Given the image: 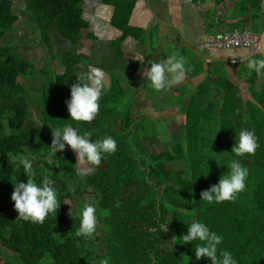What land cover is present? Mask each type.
I'll return each mask as SVG.
<instances>
[{"label": "trees", "instance_id": "obj_1", "mask_svg": "<svg viewBox=\"0 0 264 264\" xmlns=\"http://www.w3.org/2000/svg\"><path fill=\"white\" fill-rule=\"evenodd\" d=\"M20 1L0 0V264H99L105 257L110 258V264H211L207 258L196 260L195 242L176 244L172 250L169 241L176 238L180 243L179 238L193 220L206 223L222 235V247L231 251L239 264H264V76L246 72L250 97L245 103L238 97L237 88L226 85L225 81H221L225 89L222 100L216 97L204 104L191 97L177 140L170 148L165 147L159 154L147 158L146 165L144 162L147 173L133 159L128 135L113 134L111 123L106 120L117 114L106 105L108 95L124 97L127 101L128 95L118 78H112L108 95L105 93L100 101L96 119L74 122L69 120L66 102L71 98V86L75 84L82 55L75 51L59 54L61 72L53 76L48 65L37 69L33 51L30 59L13 52L11 36L17 33V24L31 21L45 45L46 54L52 59L56 56L53 32L74 49L82 38L96 40L84 17L85 0H22L25 7L21 15L15 10ZM99 3L113 9L110 25L120 33L110 42L116 58L131 57L122 50L123 43L128 38L143 43L145 35L144 31L130 25L135 1L99 0ZM233 8L242 18L238 25L256 21L264 14L262 0H239ZM36 70H40L47 81L31 89L27 83ZM202 71L198 64L193 75ZM258 81L263 83L260 90L255 87ZM200 89L205 95L207 83ZM157 93L160 92L149 89L146 97L159 99ZM113 116L111 120L115 121ZM118 116L123 128L128 130L129 113ZM66 123L80 127L82 132H92L93 140L106 135L116 139L117 151L102 160L109 166L107 169L81 177L77 174V160L67 147L63 152H51L52 128H62ZM240 127L254 130L259 142L255 155L237 158L249 169L246 191L234 202L209 204L202 201L201 193L218 184L228 172ZM135 130L142 132L144 126L137 124ZM25 149L31 153L37 182L47 172L60 193L61 206L57 214L50 215L43 224L19 218L11 199L12 182L26 183L28 179L23 168L16 169L12 163V158ZM169 165H183V168L169 169ZM90 187L113 217L104 220L110 227L108 234L98 236L97 228L91 239H85L75 235L80 210L71 216L65 210V202L76 200ZM161 187L163 197L158 198ZM122 206L125 211H121ZM163 223H168L171 233L162 231ZM96 243L105 246V253H98ZM2 250L18 255L19 263L5 259Z\"/></svg>", "mask_w": 264, "mask_h": 264}, {"label": "clouds", "instance_id": "obj_2", "mask_svg": "<svg viewBox=\"0 0 264 264\" xmlns=\"http://www.w3.org/2000/svg\"><path fill=\"white\" fill-rule=\"evenodd\" d=\"M262 7H264V0H262ZM247 69L255 72L257 76H264V57L249 58ZM142 71L149 89L164 92L182 84L187 74L191 72V67L184 55L173 51L164 59L153 60L151 67ZM76 75L78 82L71 86V98L66 102L70 114L69 120L92 122L100 111V101L105 94V81L108 74L102 68L89 65L86 69L81 68ZM52 130L51 152L56 154L70 147L76 154L77 174L81 177L86 175V170L80 169V163L86 162L99 167L102 160L107 155L114 154L118 148L117 141L112 136L106 135L101 139L93 140L92 132H82L80 127L73 126L72 123H66L62 128H52ZM258 147L259 142L255 131L240 127L236 143L231 150L234 156L227 165L228 172L221 177L218 184L201 193L202 201L209 204L236 201L239 195L246 191L249 178V169L237 158L255 155ZM12 163L16 169L22 167L24 175L28 178L26 183L20 180L12 182L14 191L11 199L19 218L25 222L43 224L50 215H56L61 206L60 193L54 186V180L50 178L49 173L44 172L42 179L37 182L35 179L37 172L33 167L28 149H25L22 154L15 155ZM189 176H191V170H189ZM78 217L79 227L75 235L91 239L98 228L97 204L85 202ZM167 224L160 225L162 231H166ZM179 240L180 243L176 242V238L169 241L172 250L176 244L188 245L195 242L194 255L197 261L207 258L211 264H239L233 253L222 247L224 237L204 222L193 220L187 225V232ZM99 264H110V258L101 259Z\"/></svg>", "mask_w": 264, "mask_h": 264}, {"label": "crops", "instance_id": "obj_3", "mask_svg": "<svg viewBox=\"0 0 264 264\" xmlns=\"http://www.w3.org/2000/svg\"><path fill=\"white\" fill-rule=\"evenodd\" d=\"M134 1L135 7L130 25L145 32L144 42L141 43L133 38H128L122 45V50L125 53L132 55L131 57L134 58L136 49L143 50L148 47L154 53L151 57L152 60L150 59L151 62L164 59L173 51L184 55L191 67V72L187 74L185 81L177 86L181 94L177 96L182 102L185 100L188 103L189 97L196 98L197 101L204 104L216 97L222 100L225 89L221 86V81H225L226 85L236 87L238 97L242 101L240 91L243 82L247 83L246 87L248 89L246 72H249V70L247 69V61L249 58L259 55L257 54L258 52L249 53L247 51L246 54H243L245 51L201 49V46L212 41L216 35L233 30H248L261 36L264 30V14L256 21L252 20L247 24L238 25V21L242 18L236 15L237 13H235L233 7L239 0ZM101 7L107 12V16H103V19L107 18V24L110 27L113 9L102 5ZM85 13L84 9V17ZM85 19L91 25L90 32H96L92 33L96 36V40H99V43L92 44V48L96 49L95 44L98 45V48L103 45L110 46V42L120 34L118 31V34L111 33L112 36H109L111 41L109 42L107 40V31L101 28L105 24L103 19H95L96 22L94 23H91V20L86 17ZM113 36L114 38H112ZM102 38L105 42H102ZM90 40L94 41V39ZM91 49L90 52L86 51V53L89 52L88 55L93 53ZM130 51L133 52L131 53ZM94 52L97 51L94 50ZM242 54L244 57H242ZM131 57L123 60L117 59L115 66L119 68L121 61H125L130 65ZM149 62L146 63L145 70L150 68L151 62L150 64ZM198 64H201L203 71L193 75L194 69ZM107 73L109 74V71ZM191 73L192 75H190ZM205 83H207L208 91L205 95H202L203 92L199 88L201 85L204 86ZM186 88H191L193 91H185ZM168 99L171 100L170 97ZM175 99L176 97L170 103L173 108H178V105H174Z\"/></svg>", "mask_w": 264, "mask_h": 264}, {"label": "rangeland", "instance_id": "obj_4", "mask_svg": "<svg viewBox=\"0 0 264 264\" xmlns=\"http://www.w3.org/2000/svg\"><path fill=\"white\" fill-rule=\"evenodd\" d=\"M24 7H25V3L21 0L20 2L16 3L15 10L21 15L23 10H24ZM84 9L86 12L85 17L87 19H90L91 23L96 22L95 19L101 20V19H103V16H107V12L104 10V8L101 7L98 0H85ZM103 20L105 21V24L101 28H102V30L107 31V34H108L107 40H109V42H110L111 38H109V36H112L111 33H117V31L114 28H112L111 26L110 27L108 26L106 17ZM25 24L18 23L17 27H16L17 33L13 34L11 36V39L13 41V43H11V46L14 49L13 52H15V53L18 52L25 59H30V57L32 58L34 56V55L31 56L33 54L32 53V51H33L35 54L34 61H35V64L37 66V69H39L40 67L42 69L43 66L48 65V69H50V73L53 76L56 73L61 72V62L59 59L60 57H58L59 54H62L64 52H68V51H75V52L78 51L79 53H86V51L90 52V49L92 48L91 46H93L92 44L96 43L93 40H90V39L87 40L86 38H82L81 41H79L76 48L74 49L69 42L61 39L59 36H57V34L55 32H53L52 33V46H53L54 52L56 53V56L54 59H52L51 56H48L46 54L47 51L45 49V45L40 41V36L38 34V31L35 28V24L32 23V21L27 23L26 25ZM92 32H94V31H92ZM94 33H96V32H94ZM114 36H116V35H114ZM114 36L112 38H114ZM83 37H84V35H83ZM130 41H134V40H130ZM86 42H87V45L85 46ZM102 42H105L103 38H102ZM24 46H29L30 48L27 49ZM108 48L109 47L103 45V46L95 49L96 51H98L97 54H99V56H96V57L99 60L101 59L100 57L102 56V54L104 52L106 55H108V59L111 60V61H106L105 64L101 63L103 65L102 69L105 71H111L113 69H117V68H115L116 66H112V62H113L112 58L116 57L115 51L113 49L111 51H109ZM93 50H94V47L91 49V51H93ZM236 51H245V52H243V54L247 53V50H243V49L236 50ZM89 52H87V54ZM130 52L132 53L133 51H130ZM151 54H152V51L148 47L146 49H143V50L136 49L135 55L133 54L134 58L131 57L132 61H131L130 65H128L125 61H121V65H123V66H120V68H118V71H120L121 75H127L125 73H129L128 76L131 77V79H130V82H128L127 87H128V90H130V92L132 91L134 84L136 85V81H138L141 77L144 78V76H145V75H143L144 72L141 70H142V68H145L144 64L146 61L148 62V59L150 58ZM243 54H242V57H244ZM113 64H114V62H113ZM46 79L47 78L44 77L40 73V70H36L34 77L32 78L31 81H29L27 83V86L31 89L32 88H38L42 83L47 81ZM20 82L26 83V80L20 79ZM262 84H263L262 81H258L257 85L255 86L256 89L260 90ZM246 86H247L246 82H243L241 85V91H240L241 93L240 94H241L242 103H245L247 101V99H249V97H250L249 96L250 94H249ZM179 91H180V89L177 86H175L170 90L157 93V95L160 97L157 100H160V103L171 102L172 99H174V97H176V99L174 100V105H178V108L169 109V107L166 106L167 108L164 107L163 111H159L158 108H155L153 110V108L150 107L151 110L149 109V111H147L148 114L151 115L150 117H153L154 119L159 120L158 121L159 126H158V131H157L159 136L158 137H155V136L147 137L142 142V145L145 148V150L147 151V153L153 154L155 152H161L164 150L165 147L170 148L171 143L173 141L177 140L178 135H179V126L184 124V121H185V119H184V117H182V115H184V113L187 109V104H188L184 100V102H182V104L180 105L181 100L179 99V96H177L178 94H180ZM185 91L192 92L193 90L191 88L190 89L186 88ZM190 94H192V93H190ZM33 96L35 97V99H37L36 93H33ZM169 97L171 98V100L168 99ZM147 103H148L147 101H146V103H144V107L147 106ZM138 105L139 104L136 103V106H138ZM136 112H137V110H136ZM34 114L36 117L35 112H34ZM240 123H241V121H240ZM68 149L76 157V154L74 153V151L70 147ZM79 166L81 167V170H86V173L88 171H90V169H91V165H89L87 163H80ZM168 167H169V169H174V168L175 169H182L183 165H179V166L169 165ZM92 194L94 195V193L88 192L83 197H78L74 201H66L65 202V210L67 211V213H73V212L79 211L85 202H94L95 203V201H96L95 195L93 196ZM81 199H83L82 204H80ZM99 211L100 210L98 209V213H99ZM99 228L101 229V231L99 230L98 235L102 236V231H104V227L102 225H100ZM96 246L98 248L99 254L105 253V247L104 246H99L98 243H96ZM2 251L4 252V258L5 259H11L15 263H19L18 255L14 254L12 252H9L8 250H2Z\"/></svg>", "mask_w": 264, "mask_h": 264}, {"label": "flooded vegetation", "instance_id": "obj_5", "mask_svg": "<svg viewBox=\"0 0 264 264\" xmlns=\"http://www.w3.org/2000/svg\"><path fill=\"white\" fill-rule=\"evenodd\" d=\"M260 39H261V36H260ZM94 42H96V43L98 42L99 43V40L98 41L94 40ZM95 46H96V48H98L97 44H95ZM107 47H109L108 48L109 51L112 50L111 45L107 46ZM94 50H95V48H94ZM94 50L92 51L93 53H91L90 55H88L87 53H79L78 51H76V53L82 55V61H81V64L78 65V67H77V73H78V71H80L79 70L80 68H85L86 69L87 66H89V65H93V66L101 68V67H103L102 64H105L106 61H111L110 59H108V55H106L105 52L102 54V56L100 57L101 59L99 60L96 57V56H99V54H97L98 51L94 52ZM153 54L154 53L151 54V56L148 59V61L151 62V60H152L151 57H152ZM112 61L115 64L116 61H117V58L116 57L112 58ZM113 62H112V66H115L113 64ZM150 62H149V64H150ZM146 63H148V62L146 61L144 66L146 65ZM121 66H123V65H121ZM115 68H118V67H115ZM119 68H120V66H119ZM142 69H145V68H142ZM116 70L117 69H113V70L109 71V74L107 73V71L104 70L108 74V78L105 81V93L106 94L109 93V89H110L111 83H112V78L115 76L114 79L118 78V80H120V83L122 84L121 86L123 87V89L126 91V93L128 95L127 96V101L125 100L124 97H115V96H111V95L107 94L108 98H106L107 99L106 100V105L108 107H111L114 110V112L117 113L118 115L119 114H123V113H129L131 126H130V128L128 130H125L123 128L124 124L122 122V119L117 114H116L117 117H116V115H114V116L112 115L113 118L115 119V121L111 120L112 116L110 118H107L106 120H107V122L111 123V130L110 131L113 134H115V133L118 134V135H116L118 137H120L121 135H124V136L128 135V137H127L128 142H129V144L131 146V149L134 152L133 156H132L133 159L136 160L137 164L139 165V167H140V169L142 171L146 170L145 172L148 173L149 170L146 169V167H145L147 158L149 156H151V155H157L160 152H155L153 154L147 153V151L145 150V148L142 145V142L144 141L145 138L151 137V136H155V137L159 136V134L157 132L158 131V126H159L158 125V121L159 120L154 119L153 117H150L151 115H149L147 111H149V109L151 110V108H153V110L155 108H158L159 111H163L164 107H166V106H168L169 109H172L173 107L171 106L172 104L170 102L160 103V100H157V97H151V96H150V98L146 97L149 89L146 86L147 85V81L145 80V76H144V78L141 77L138 81H136V85L134 84V87H133L132 91L130 92V90H128V87H127L128 86V82H130V79H131V77L128 76L129 73H125L127 75H121L120 71H118V70L116 71ZM143 75H144V73H143ZM74 81H75V83L78 82L77 81V75H76ZM189 99H190V97H189ZM146 101L148 103H147V106L144 107V103H146ZM136 103H138L139 105L136 106ZM136 110H137V112H136ZM182 117H185V116L182 115ZM112 122H113V126H112ZM137 124H139V125L142 124L144 126V131L136 132L135 125H137ZM91 128L95 129L96 127L95 126H91ZM125 139L126 138H123V141H125ZM67 148H69V147H67ZM73 156L75 157L74 154H73ZM76 160H77V158H76ZM144 162H145V165H144ZM89 165H91V164H89ZM108 167L109 166L105 162H102L99 167L91 165V169H90V171H88L86 173V175L91 173V172H93V171H95V170L96 171H100V170L107 169ZM80 169H81V167H80ZM83 186L85 187V184ZM88 192H92L95 195V199H96L95 203L97 204V206L99 207L98 209L100 210L99 213H98V232H99V230L101 231L99 226L102 225L104 227V231H102V236L103 235L105 236L106 234L109 233V229H110L109 225L104 221L105 217H113V216H112L110 210L105 209L104 207H102V201H101L99 195L94 192L92 187H90L85 194H83L81 196H78V197H83ZM157 197L158 198L159 197H163V187L160 188V193L157 194ZM122 198H123V196L121 195L120 199H122ZM81 202H83V199H81ZM117 206H119V205H117ZM121 211H125L124 206H122ZM166 231L168 233H171L172 229L166 225ZM99 246H101V244Z\"/></svg>", "mask_w": 264, "mask_h": 264}, {"label": "built area", "instance_id": "obj_6", "mask_svg": "<svg viewBox=\"0 0 264 264\" xmlns=\"http://www.w3.org/2000/svg\"><path fill=\"white\" fill-rule=\"evenodd\" d=\"M260 35L248 30H233L228 33L216 35L212 41L205 43L201 49L213 50H247L249 52H259Z\"/></svg>", "mask_w": 264, "mask_h": 264}, {"label": "water", "instance_id": "obj_7", "mask_svg": "<svg viewBox=\"0 0 264 264\" xmlns=\"http://www.w3.org/2000/svg\"><path fill=\"white\" fill-rule=\"evenodd\" d=\"M257 54L264 57V30L261 33L260 49H259V52Z\"/></svg>", "mask_w": 264, "mask_h": 264}]
</instances>
